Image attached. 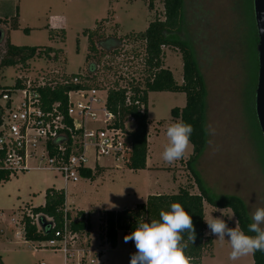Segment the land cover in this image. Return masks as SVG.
I'll return each mask as SVG.
<instances>
[{
  "label": "rangeland",
  "instance_id": "rangeland-1",
  "mask_svg": "<svg viewBox=\"0 0 264 264\" xmlns=\"http://www.w3.org/2000/svg\"><path fill=\"white\" fill-rule=\"evenodd\" d=\"M2 1L0 18L6 22L0 26L12 45L59 50L55 60L34 58L14 66L1 65L0 61V86H12L20 76L39 79L48 78L55 71L84 73L89 44L84 31L98 27V38L114 36L121 43L113 49L96 50L94 60L99 62L96 85L107 88L114 83L124 86L126 81L141 80V55L131 59L133 52L142 50L136 36L152 20L163 19L162 0H151V9L150 0H14L15 3L8 4ZM14 20L18 21L15 29L11 28ZM181 37L194 51L205 86V145L193 163V170L211 195L237 196L251 220L254 208L264 205V145L254 111L258 40L253 0H183ZM162 50L164 67L180 84V52L171 47ZM185 99L182 92L148 93L147 168L131 170L123 164L116 168L109 158L102 157L98 164L105 168L93 171L90 178L81 177L76 183H64L59 175L44 169L21 172L1 182L0 263H62L61 253L34 249L22 236L20 219L23 214H30L31 205L44 202L46 188L64 190L65 208L73 220L79 211L87 214L91 224L87 234L90 250L99 245V213L103 210L132 208L145 202L150 194L175 193L181 187L198 193L187 165L192 153L190 143L183 158L172 164L161 158L167 143L165 130L177 121L172 118L171 109L182 108ZM29 163L38 164L35 160ZM210 212L213 217L224 219L228 227L235 226L234 215L228 217L230 209L214 208L204 202L205 219L211 218ZM124 234L117 232L114 248L104 244L103 264H129L135 245L131 240L125 243ZM206 235L212 239V246L202 254L201 264H253L252 253L230 260L227 239L220 242ZM80 238L85 240L83 235Z\"/></svg>",
  "mask_w": 264,
  "mask_h": 264
},
{
  "label": "trees",
  "instance_id": "trees-1",
  "mask_svg": "<svg viewBox=\"0 0 264 264\" xmlns=\"http://www.w3.org/2000/svg\"><path fill=\"white\" fill-rule=\"evenodd\" d=\"M163 19L152 20L144 32L138 34L136 39L141 42V51L133 52L137 58L141 55V80L126 81V87L121 88L117 83L107 87L106 107L113 113H118L120 118L131 116L135 126L130 132L131 152L125 165L131 170L146 168V158L148 152V117L146 109L140 112L138 106L133 104L140 93L139 99L147 104L149 92H182L185 94V105L182 108L174 107L171 109L172 118L177 121H184L192 126L190 144L192 153L190 154L187 165L198 188V193H192L187 188L181 187L175 193L150 194L145 202L135 205L132 208L122 210H103L99 213V237L105 239L112 248L117 243V232H130L137 221L147 218H158L161 210H167L172 202H179L185 210L190 213L194 239L189 241L192 233H182V242L187 244L185 255L192 258L191 264H201L202 254L212 246V239L205 234L206 224L204 215V202L218 209H230L239 227L247 233V226L251 220L247 214L243 202L235 195L213 196L202 185L197 178L193 163L197 160L205 145V114L204 98L205 86L200 69L197 65L194 51L190 43L181 37L183 23V0H162ZM148 8H152V1L148 2ZM17 18V15L15 16ZM6 19L0 18V23ZM18 21L11 23V28H17ZM98 28L92 31H84L88 36V53L86 55L87 65L85 68L82 83L58 85L54 90L45 88L41 90L43 100L47 103L59 100L65 103V91L70 88H99L96 84V72L99 62L94 60L96 50H108L118 47L120 39L114 36L98 38ZM63 31V30H62ZM63 36V35H62ZM97 41H95V39ZM4 39L6 44V55L1 59V65H24L27 61L34 58H57L54 49L49 46H15L7 38V33L0 27V40ZM163 47L176 48L180 52L182 60V79L178 84L172 72L164 67ZM67 74V77L77 76ZM7 86H5L6 88ZM131 92V103L125 104V91ZM100 169V168H98ZM83 178H90L93 174L89 170L80 171ZM10 179L8 171H0V183ZM35 217L39 227L35 224ZM65 219L69 220L70 229L76 232L89 234L91 224L82 211L77 212L76 219L73 220L65 210V192L63 189L46 188L44 191V203L31 207L30 214H23L20 219L23 225L22 236L27 241L47 240L54 237L56 231L63 228ZM251 234V233H249ZM253 264H264V251L256 250L252 252ZM1 264V263H0Z\"/></svg>",
  "mask_w": 264,
  "mask_h": 264
},
{
  "label": "built area",
  "instance_id": "built-area-1",
  "mask_svg": "<svg viewBox=\"0 0 264 264\" xmlns=\"http://www.w3.org/2000/svg\"><path fill=\"white\" fill-rule=\"evenodd\" d=\"M5 55L6 44L2 39L0 60ZM50 75L39 79L20 76L12 86H0V171H8L11 177L44 169L59 175L64 183H76L82 177L81 170L93 174L98 168H105L98 164L102 157L109 158L116 168L125 165L131 152L133 117L120 118L106 107L107 88L104 87L70 88L65 91V103L45 102L42 89L80 84L84 73L69 78L56 71ZM131 95L127 89L125 104L131 103ZM139 96L140 93L136 94L133 104L142 113L147 104ZM29 160L38 164L31 165ZM35 224L39 227L36 217ZM88 235L72 231L69 220L65 219L62 230L56 231L53 238L30 242L34 249L61 253V264H103L104 244L108 243L98 233L99 245L90 250Z\"/></svg>",
  "mask_w": 264,
  "mask_h": 264
},
{
  "label": "clouds",
  "instance_id": "clouds-1",
  "mask_svg": "<svg viewBox=\"0 0 264 264\" xmlns=\"http://www.w3.org/2000/svg\"><path fill=\"white\" fill-rule=\"evenodd\" d=\"M191 134V124L182 120L170 123L165 130L167 143L161 153L162 160L172 164L183 158ZM233 215H228L229 219ZM209 216L211 218L204 219L208 228L206 234L220 242L227 239L231 249L228 254L230 260L256 250L264 251V205H258L252 211L247 233L236 220L233 221L234 227H228L224 219L213 217L211 212ZM184 232L192 233L188 240L193 241L194 229L190 213L179 202L170 203L167 210L159 212L158 218L137 221L134 228L123 236L125 243L131 240L135 245L129 264H191L192 258L185 255L187 244L182 242Z\"/></svg>",
  "mask_w": 264,
  "mask_h": 264
},
{
  "label": "water",
  "instance_id": "water-1",
  "mask_svg": "<svg viewBox=\"0 0 264 264\" xmlns=\"http://www.w3.org/2000/svg\"><path fill=\"white\" fill-rule=\"evenodd\" d=\"M257 32V82L254 92V111L264 145V0H253Z\"/></svg>",
  "mask_w": 264,
  "mask_h": 264
},
{
  "label": "crops",
  "instance_id": "crops-1",
  "mask_svg": "<svg viewBox=\"0 0 264 264\" xmlns=\"http://www.w3.org/2000/svg\"><path fill=\"white\" fill-rule=\"evenodd\" d=\"M11 1H13L14 3H15V1L14 0H3L2 2H4L5 4H8V3H10ZM4 4V5H5ZM1 27V26H0ZM2 28V27H1ZM148 167V164H147V161H146V168ZM155 194H157V193H155ZM43 196H44V193H43ZM44 203V202H43ZM42 203V204H43ZM31 207H33V205H31ZM67 207V206H66ZM85 216L87 217V214H85Z\"/></svg>",
  "mask_w": 264,
  "mask_h": 264
}]
</instances>
